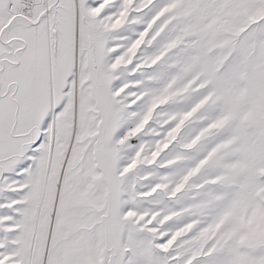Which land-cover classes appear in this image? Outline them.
<instances>
[{
    "label": "snow or ice",
    "instance_id": "obj_1",
    "mask_svg": "<svg viewBox=\"0 0 264 264\" xmlns=\"http://www.w3.org/2000/svg\"><path fill=\"white\" fill-rule=\"evenodd\" d=\"M0 264H264V0H0Z\"/></svg>",
    "mask_w": 264,
    "mask_h": 264
}]
</instances>
